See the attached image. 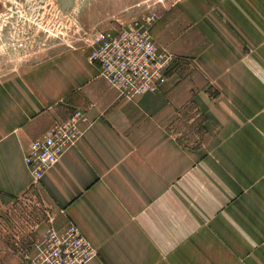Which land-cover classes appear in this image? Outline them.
Segmentation results:
<instances>
[{"label": "crops", "instance_id": "1", "mask_svg": "<svg viewBox=\"0 0 264 264\" xmlns=\"http://www.w3.org/2000/svg\"><path fill=\"white\" fill-rule=\"evenodd\" d=\"M156 13L150 35L176 55L156 90L119 97L88 43L0 79V196L50 213L19 242L0 233V264L69 223L97 250L87 264H264V0ZM76 109L81 137L35 183L25 152Z\"/></svg>", "mask_w": 264, "mask_h": 264}, {"label": "built area", "instance_id": "2", "mask_svg": "<svg viewBox=\"0 0 264 264\" xmlns=\"http://www.w3.org/2000/svg\"><path fill=\"white\" fill-rule=\"evenodd\" d=\"M156 19V12L145 13L126 24L98 31L88 42L90 62L99 66L100 77L119 97L132 98L156 90L176 61V55L158 47L150 35ZM85 121V113L76 109L66 120L32 140L23 159L35 183L76 144ZM34 248L26 264H87L97 256L96 248L73 223L60 230L48 226Z\"/></svg>", "mask_w": 264, "mask_h": 264}, {"label": "rangeland", "instance_id": "3", "mask_svg": "<svg viewBox=\"0 0 264 264\" xmlns=\"http://www.w3.org/2000/svg\"><path fill=\"white\" fill-rule=\"evenodd\" d=\"M173 1L74 0L67 14L59 9L57 0L0 1V79L35 67L56 53L86 44L100 30L157 12L164 3ZM49 216L37 196H0V233L14 242L33 232ZM12 239L7 243L13 245Z\"/></svg>", "mask_w": 264, "mask_h": 264}, {"label": "water", "instance_id": "4", "mask_svg": "<svg viewBox=\"0 0 264 264\" xmlns=\"http://www.w3.org/2000/svg\"><path fill=\"white\" fill-rule=\"evenodd\" d=\"M73 4L74 0H57V5L64 14H67V11Z\"/></svg>", "mask_w": 264, "mask_h": 264}, {"label": "trees", "instance_id": "5", "mask_svg": "<svg viewBox=\"0 0 264 264\" xmlns=\"http://www.w3.org/2000/svg\"><path fill=\"white\" fill-rule=\"evenodd\" d=\"M201 130V128H199Z\"/></svg>", "mask_w": 264, "mask_h": 264}]
</instances>
